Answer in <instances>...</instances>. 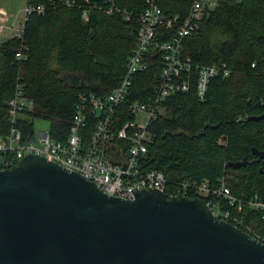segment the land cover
I'll return each instance as SVG.
<instances>
[{"label":"trees","instance_id":"obj_1","mask_svg":"<svg viewBox=\"0 0 264 264\" xmlns=\"http://www.w3.org/2000/svg\"><path fill=\"white\" fill-rule=\"evenodd\" d=\"M68 1L74 4L69 6ZM195 1L157 3L166 17L184 20ZM26 4L42 5L46 12L30 15L21 37L0 43V136L9 131L8 102L20 83L33 101L21 120L24 130L33 131V119L40 118L51 122L55 139L65 140L79 96H106L120 85L138 46L146 0H26ZM111 7L113 13L108 11ZM177 31L159 26L158 41L172 40ZM18 52L25 59L17 60ZM183 56L194 67L226 65L231 75L213 79L203 100L197 97L195 82L188 93L165 100L163 112L149 127L153 141L147 166L164 172L169 187L225 180L241 203L230 206L220 199L222 209L252 225L250 233L262 239L264 211L253 209L249 201L255 196L264 201V118L248 119L264 117V0H217L198 29L184 39ZM149 62V70L134 78L131 101L147 103L153 96L163 71L161 55L154 52ZM132 119L126 108H119L114 118L118 127ZM244 161L240 169L230 167Z\"/></svg>","mask_w":264,"mask_h":264},{"label":"water","instance_id":"obj_2","mask_svg":"<svg viewBox=\"0 0 264 264\" xmlns=\"http://www.w3.org/2000/svg\"><path fill=\"white\" fill-rule=\"evenodd\" d=\"M0 264H264V243L203 199L154 189L111 197L27 155L0 171Z\"/></svg>","mask_w":264,"mask_h":264},{"label":"built area","instance_id":"obj_3","mask_svg":"<svg viewBox=\"0 0 264 264\" xmlns=\"http://www.w3.org/2000/svg\"><path fill=\"white\" fill-rule=\"evenodd\" d=\"M73 4L67 2L69 6ZM216 5L217 0H196L189 15L181 20L166 17L157 0H146V10L140 15L138 46L128 60L120 85L106 96L81 94L65 140L61 137L55 139L52 128L36 133L34 123L33 131L24 130L21 120L24 112L32 109L33 101L26 97L24 86L18 83L8 102L9 131L0 136V171L12 168L27 155L40 156L80 174L111 197L134 200L138 192L153 189L178 198L194 195L203 199L217 218L252 232L249 224L242 223L231 211L222 209L223 202L230 206L241 203L225 180L217 185L204 180L169 187L165 173L149 169L146 163L148 146L153 141L149 127L163 112L165 100L179 93H188L193 82L197 86V97L203 100L213 79L231 75L226 65L194 67L190 59L183 56L184 39L198 29L199 23ZM114 10L111 7L108 11L113 13ZM116 11L120 12L119 9ZM45 12L46 7L42 5L26 4L22 24L15 36H22L24 22L30 15ZM83 18L88 20L87 12ZM4 19L0 18V34L6 29ZM126 19L131 20L128 12ZM161 25L167 29L177 28V35L170 41H158L157 29ZM154 52L161 55L163 71L158 85L153 88V96L147 103L131 101L134 78L149 70L150 56ZM16 58L25 59L22 52H18ZM119 108H126L133 117L120 127L114 120ZM249 205L257 211H264V201L259 196L251 199ZM260 238L257 239L264 243V238Z\"/></svg>","mask_w":264,"mask_h":264},{"label":"rangeland","instance_id":"obj_4","mask_svg":"<svg viewBox=\"0 0 264 264\" xmlns=\"http://www.w3.org/2000/svg\"><path fill=\"white\" fill-rule=\"evenodd\" d=\"M25 6L26 0H0V10L5 15L4 18H6L3 21L6 29L0 34V37H2L1 42L7 40L10 36H15V31H17L22 24L23 10ZM33 123L36 133L47 131L51 128L50 121L40 118H34ZM250 226L252 227V225Z\"/></svg>","mask_w":264,"mask_h":264},{"label":"crops","instance_id":"obj_5","mask_svg":"<svg viewBox=\"0 0 264 264\" xmlns=\"http://www.w3.org/2000/svg\"><path fill=\"white\" fill-rule=\"evenodd\" d=\"M0 13H3V12L0 10ZM12 37H14V36H10V38H12ZM3 38H4V36H3ZM10 38H8V39H10ZM8 39H7V40H8ZM1 40H2V37H0V43H2ZM5 41H6V40H5ZM3 42H4V41H3Z\"/></svg>","mask_w":264,"mask_h":264}]
</instances>
